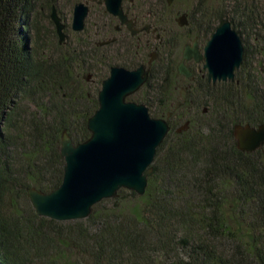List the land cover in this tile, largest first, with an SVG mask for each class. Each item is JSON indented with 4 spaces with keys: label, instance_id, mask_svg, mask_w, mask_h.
<instances>
[{
    "label": "trees",
    "instance_id": "16d2710c",
    "mask_svg": "<svg viewBox=\"0 0 264 264\" xmlns=\"http://www.w3.org/2000/svg\"><path fill=\"white\" fill-rule=\"evenodd\" d=\"M57 2L0 0V264H264V146L243 152L233 132L236 123L264 121V94L250 75L248 81L240 75L252 62L246 52L234 80L213 83L198 77L193 91L203 102L194 106L189 96V113L196 107L211 121L199 125L197 117L189 116L187 130L169 131L157 149L144 195L121 189L80 220L36 214L27 189L49 192L61 184L63 131L75 143L85 141L88 118L99 105L98 97L85 95L84 84L74 77L75 63L90 64L91 70L113 65L112 55L96 44L85 56L74 49L70 56L56 57L45 46L43 30L31 18L40 4L50 19ZM163 3L159 9L155 0H135L160 33L169 7L167 0ZM214 16L219 24L228 19ZM193 21L188 18L189 30ZM203 25L208 33L211 23ZM54 48L62 44L58 41ZM174 49L155 60L137 92L142 99L132 95V101L155 107L154 117L166 116L175 105ZM130 198L143 205H134L129 213L100 208L106 202L125 205Z\"/></svg>",
    "mask_w": 264,
    "mask_h": 264
},
{
    "label": "water",
    "instance_id": "95a60500",
    "mask_svg": "<svg viewBox=\"0 0 264 264\" xmlns=\"http://www.w3.org/2000/svg\"><path fill=\"white\" fill-rule=\"evenodd\" d=\"M167 1L171 5L174 0ZM103 3L107 12L118 17L132 34L138 32L128 18L123 0H104ZM89 11L88 3L80 1L75 4L74 31L84 30ZM50 18L58 41L63 44L67 39L66 25L56 6L52 7ZM178 23L180 26L188 25L186 13L179 16ZM150 27L146 25L144 30ZM244 54L241 35L231 21L226 20L206 42L203 52L199 49L198 38L184 46L177 66L178 74L192 75L185 62L193 58L204 62L210 82L234 80ZM156 57L157 52L154 51L147 64L135 69L120 65L110 68V74L102 81L98 93V108L87 121L90 136L75 143L69 132L63 131L60 154L64 158V175L61 184L49 192L34 186L27 189L37 215L58 221L80 220L90 216L94 205L104 199L115 198L121 189L144 195L157 149L171 129L168 122L171 112L167 118L153 117L146 104L128 98L146 84L150 76L149 65ZM188 126L184 124L177 133L187 130ZM233 132L237 147L243 152H253L264 146V121L258 125L236 123Z\"/></svg>",
    "mask_w": 264,
    "mask_h": 264
},
{
    "label": "rangeland",
    "instance_id": "374dc122",
    "mask_svg": "<svg viewBox=\"0 0 264 264\" xmlns=\"http://www.w3.org/2000/svg\"><path fill=\"white\" fill-rule=\"evenodd\" d=\"M80 1L84 0H58L56 3L59 15L66 24L65 32L67 34V39L65 42H63L61 49L57 50L54 48L55 43L58 42V36L55 34L56 30L54 23L52 22L51 18L48 19L46 16V14L49 13L48 10L44 7L41 9L40 4H38L37 10L39 9L40 11L36 17L33 15L31 18L33 24L38 23L43 30V41L45 46L53 49L56 57L57 54L58 56H70V52H73L74 49H76V53H79L80 51L83 52L82 55L85 56L88 52L90 54L94 51L93 45L99 41H104L111 36L112 32H106L104 27V22L106 20L102 14V11L105 9L104 6H96L91 4V11L86 19L85 32H76L72 29L74 6ZM155 1L157 2L159 9L162 8L164 5L163 0ZM43 5H45L44 2ZM249 11H251L250 18H247L246 14H248ZM143 12L144 11L142 9V13ZM164 13L165 21L164 27L161 31V35L164 38L163 43L160 44L158 42L155 34L142 33L141 40H143V43L139 50L140 55L137 56L136 46L132 48L131 45H129L124 49V53L115 54L113 55V58H110L113 65L126 66L125 64H128L136 66L138 64V60L141 59H145L144 62L147 63L151 57V54L156 51L155 48H157L160 55H162L164 52L173 51L175 48L174 52H176L177 58L176 64H178L184 45L186 43L192 42L193 38L196 37V32H200L202 34L198 38L199 46L201 49H203L206 42L211 38L215 30L221 25L219 22H217V17L214 16L217 14L224 17L226 16L228 18L227 20L232 22L233 27L242 37L248 58L252 60L250 66L246 65L240 75L244 73L245 78L243 80L247 79V81L248 78L246 77L250 75L249 77H252V81H254L256 89L259 90L261 94H264V41H256L255 39V36L264 37V0H174L173 3L169 5L168 8H166ZM183 13L187 14V18L191 16L193 17V29L189 30L188 27L179 25L178 18ZM207 21L210 22V26H212L210 27L208 33L204 31L205 27L203 25ZM96 22H98L97 27ZM148 22L151 21L146 20L143 24ZM152 24L155 25V23ZM235 24L242 26L244 33L240 32V29ZM97 28L100 30V34L95 36L94 34ZM113 34H115V32H113ZM175 38H178V40L175 41ZM173 43H175V46L172 47ZM127 44H129L128 41ZM106 49L110 50L113 49V47ZM102 53L105 54V51H102ZM89 65L90 64L87 63H83V65H78V63H75L74 77L76 76L81 80V83L84 84V94L92 99L94 97H98V93L102 87V82L98 80L103 81L106 79L109 76L110 71L106 68L91 70L89 69ZM198 71L200 73L198 77H202V74H205L206 77H208V71L203 69V63H200ZM185 83L186 82L183 80H178V84L180 86L184 85ZM196 84L197 81H195L193 87H195ZM197 93H195L193 90L191 93H189V96H191L194 101V106L203 102L202 95ZM134 97L135 99H137V97L142 99L143 94L136 93ZM180 97V90L177 89L173 103L181 100ZM132 98L133 96H130L128 99L132 100ZM142 103L149 107L150 114L152 115V111L155 110V107L153 108L146 102ZM190 110L189 116L197 117L201 123L199 125L206 124L207 122L211 121V116H206L204 118L201 117V112H198L196 107H193ZM204 110V113L208 112V104L204 105ZM172 125L173 132L176 133V128L178 126H183L184 120L179 124ZM136 195L139 196L138 194ZM124 204L125 205H121L119 202H106L102 204L100 208L105 211L108 210L111 213H120L122 210L125 213H129V210L133 208L134 205H143L141 201L132 198H130L128 201H125Z\"/></svg>",
    "mask_w": 264,
    "mask_h": 264
},
{
    "label": "flooded vegetation",
    "instance_id": "af4514ba",
    "mask_svg": "<svg viewBox=\"0 0 264 264\" xmlns=\"http://www.w3.org/2000/svg\"><path fill=\"white\" fill-rule=\"evenodd\" d=\"M103 1L104 0H90V1L89 0H84L83 2H86V3L89 4L90 11H91V4L92 5H96V6H104V8H105V11L104 10L102 11V14H103V16L106 19L105 22H104L105 31L106 32L107 31L108 32H112V33H111V36L108 39L104 40V41H109L108 43L102 44V42H104V41H99V42L96 43V48H100L99 49L100 51H105V55L106 56L110 57L112 55V57H113V55H115V54H118V53L122 54V53H124V49L126 47H128L129 45H131L132 48H134L136 46V48H137V51H136L137 52V56H139L140 55V51L139 50H140V48L142 46V43H143V40H141L142 39V37H141L142 33L155 34L156 39L160 43L161 33L159 32V28L156 27V26H153L150 22H148L146 24H143L146 20L143 17L142 10L140 8L135 7V0H123V6H124L125 10H128V18L131 19L133 21V23H134L133 28L138 30V32L136 34H132V32L127 28V26L125 24L121 23V21H120V19L118 17H116V16L110 14L109 12H107ZM90 11H89V13H90ZM114 22H115V24H114ZM146 25H150L151 26L149 28V30H147V31L144 30V27ZM97 26H98V22H96V27ZM85 27H86V25H85ZM85 29L86 28H84V30ZM55 30H56V28H55ZM113 32H115V34H113ZM99 34H100V30L97 28L95 30V34L94 35L98 36ZM195 38H198V36L194 37L192 42H189V43H193ZM127 41H128L129 44H127ZM198 42H199V38H198ZM186 44H188V43H186ZM109 47L110 48L113 47V49L107 50L106 48H109ZM104 48H105V50H104ZM199 49L203 52V49H201L200 46H199ZM155 50L157 52V57H156V59H157L160 54H159L157 48H155ZM182 54H183V50H182ZM181 58H182V55H181ZM181 58H180V61H181ZM155 60H154V62H155ZM144 61H145V59H141V60H138V64L136 66L134 65V66H131V67H126V66H124V67H126L128 69H135L138 66H140L141 64H144L145 63ZM180 61H179V63H180ZM154 62L151 65H149L150 72H151V67L154 64ZM147 63H145V64H147ZM200 63H203V69H205L203 61L197 62L195 59L192 58V59L187 60L185 62L187 67L192 72V75L190 77H187L184 74H178V70H177V67H176V76H177L178 80H183L186 83L184 85L180 86L178 84V81H177L176 85L174 86V89H175V91L177 89L180 90V96H181L180 98H181V100H179V101H177L175 103H171V105L175 104L173 106L172 110L168 111L166 116H163V117L167 118L168 113L171 112V115L168 118V122H169V124L171 126L170 130L173 129V126L171 124H179L183 120H184V124H190V120H189V93H191L192 90L194 89V87H193L194 83H195V81H197L198 76L200 75V73L198 71V67H199ZM178 64H177V66H178ZM120 66H123V65H120ZM202 78H206V75L202 74ZM207 79H208V77H207ZM182 94H184V97H182ZM181 127L182 126H178L175 131L177 132V129L181 128ZM188 128H189V126H188ZM183 131H185V129H183L182 132Z\"/></svg>",
    "mask_w": 264,
    "mask_h": 264
}]
</instances>
